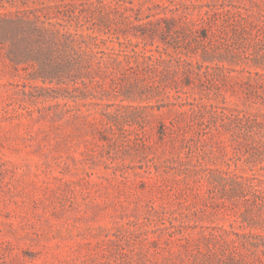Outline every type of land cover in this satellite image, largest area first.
I'll use <instances>...</instances> for the list:
<instances>
[{
  "label": "rangeland",
  "instance_id": "1",
  "mask_svg": "<svg viewBox=\"0 0 264 264\" xmlns=\"http://www.w3.org/2000/svg\"><path fill=\"white\" fill-rule=\"evenodd\" d=\"M15 4L89 47L0 49V264H264V0Z\"/></svg>",
  "mask_w": 264,
  "mask_h": 264
},
{
  "label": "trees",
  "instance_id": "2",
  "mask_svg": "<svg viewBox=\"0 0 264 264\" xmlns=\"http://www.w3.org/2000/svg\"><path fill=\"white\" fill-rule=\"evenodd\" d=\"M15 2L0 0V8H3L0 11V49H6V55L12 62L25 61L33 54L31 49L36 47L41 56L55 51L66 65L71 66L80 51L89 47L82 33L69 29L74 18L68 14L69 10L55 5L52 15L50 6L40 4L29 8ZM7 5L15 8H7Z\"/></svg>",
  "mask_w": 264,
  "mask_h": 264
}]
</instances>
